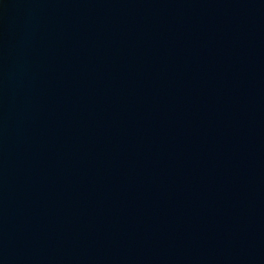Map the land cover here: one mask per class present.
Wrapping results in <instances>:
<instances>
[{"label":"water","instance_id":"1","mask_svg":"<svg viewBox=\"0 0 264 264\" xmlns=\"http://www.w3.org/2000/svg\"><path fill=\"white\" fill-rule=\"evenodd\" d=\"M0 264H264V0H0Z\"/></svg>","mask_w":264,"mask_h":264}]
</instances>
